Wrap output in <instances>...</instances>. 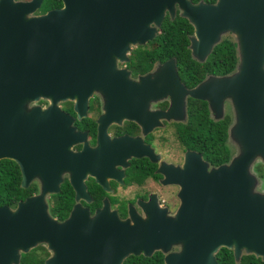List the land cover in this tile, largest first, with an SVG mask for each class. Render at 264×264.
<instances>
[{"label": "water", "instance_id": "water-1", "mask_svg": "<svg viewBox=\"0 0 264 264\" xmlns=\"http://www.w3.org/2000/svg\"><path fill=\"white\" fill-rule=\"evenodd\" d=\"M60 1L58 9L25 17L33 0H0V160L16 164L20 188L38 184L37 193L13 209L0 207V264H17L18 254L35 246L48 253L43 264H121L153 251L162 253L161 264H216L219 248L235 263L241 255L264 261V194L254 192L251 173L256 160L264 171V0ZM174 6L191 27L186 49L193 61L202 63L219 36L230 34L235 63L229 73L205 75L185 88L173 59L135 80L115 68L127 61L129 45L151 40L165 14L173 18ZM93 93L101 112L96 146L89 149L58 104L69 102L79 120ZM166 94L175 107L163 115L174 121L169 114L176 110L184 120L185 97L203 101L212 121L222 119L228 102L225 143L233 152L227 161L208 167L185 150L165 182L178 187L171 214L146 205L142 216L127 207L119 219L104 201L91 215L76 203L61 222L50 217L45 198L57 192L61 175L75 201L87 200V176L104 191L107 178L119 181L116 158L135 156L134 149L125 138L108 142L105 127L121 118L136 121L141 107ZM77 143L81 148L71 151Z\"/></svg>", "mask_w": 264, "mask_h": 264}, {"label": "flooded vegetation", "instance_id": "flooded-vegetation-1", "mask_svg": "<svg viewBox=\"0 0 264 264\" xmlns=\"http://www.w3.org/2000/svg\"><path fill=\"white\" fill-rule=\"evenodd\" d=\"M12 1L25 3L31 2L32 0ZM197 1L203 2L202 0H196L193 3ZM213 1L214 0H212V2ZM33 3L34 9L30 12L31 16H39L47 11L55 10L61 7L60 0H33ZM174 15H177V12H175ZM164 16L167 15L165 14ZM147 42L148 44L151 43V41ZM147 42H145L143 46H145ZM153 43L155 44V42H152V44ZM146 49L152 51L150 47ZM129 54L127 55V61ZM167 60L168 59L158 62L148 58L145 65L148 63V65L152 68L153 66L160 65ZM127 61L121 66L126 71H128V77H130V79H136L138 76H141L145 73V70H143L142 72H137L131 75L129 69L127 68ZM176 76L180 85H183L184 87V84L182 83V77H180L177 73ZM155 83L157 86H160L162 83L164 85L165 82L156 81ZM187 99L190 98L186 97L185 103ZM151 102L152 103L141 107V111H138L135 114L136 121L121 118L118 122L110 123L104 129V134L106 135L108 142L113 139L125 138L129 140V146L134 149L135 153V156H130L128 158H124L123 156L116 158L117 164L114 165L113 171L116 173V176L119 177V181H116V179L107 178V191L102 190V188L94 182L92 177L87 176L83 180L86 195L85 197L87 200L78 199L75 201L74 192L68 183L67 175H61L60 182L57 186V192L47 195L45 198L48 213L49 206L54 205V201L57 203L60 201L67 202L70 196V207L66 211L65 215L60 218L57 216L52 217L56 222H61L64 220L72 206L76 203L81 208L86 209L88 214L91 215L93 211L99 209L102 205V202L105 201L107 202L109 209L116 212V215L119 219L125 218L127 207H131L137 216H142L141 207L146 205H154L159 210H164L166 213H172L174 211L178 205V200L175 196L178 187L177 185L168 184L165 182L172 180L169 170H171L173 167H180L182 165V154L185 150H188L182 148V136L178 132V127L182 126V123L185 121V117L182 122V111L180 110H176L172 114H169L173 118H180V120L177 121L171 120L170 116L165 117L163 115L167 111L171 113L169 107H175L171 106L170 96L167 94L163 97H160L158 100ZM39 105L40 108H46L42 107L45 105L43 102H40ZM184 107H186V104H184ZM58 108L60 111L73 118L72 126L74 127L75 131L84 133V142L86 147L89 149L94 148L96 146V118L101 112L98 99L91 95V97L87 100V107L84 117L79 120L74 119L75 115L72 112V107L69 102L60 103ZM83 119H87V121H82ZM81 146V143L72 145L71 151L77 152ZM4 160L12 163L13 166H7L6 174L9 175L11 174V171H15L18 174L19 187L20 174L18 167L12 161L7 159ZM11 166L14 167V170L11 169ZM209 166L210 165H208V167ZM161 171H164L165 174H161ZM28 186H33L34 191L27 197L35 195L38 191L37 182L31 181L26 187ZM8 190L9 186L7 188V193ZM51 195L54 196L52 197ZM24 198L10 200L7 202V204H0V207L13 209L16 203L22 201ZM35 247H40L46 252L45 257L43 258L44 260L48 255L47 251L44 249V247ZM173 250L174 249H169L168 252H172ZM155 253L160 255V263L158 264H161L162 253L159 251H153L149 256H142L141 254L136 256L148 258ZM23 254L25 253L18 254L17 264H20L21 256Z\"/></svg>", "mask_w": 264, "mask_h": 264}, {"label": "trees", "instance_id": "trees-1", "mask_svg": "<svg viewBox=\"0 0 264 264\" xmlns=\"http://www.w3.org/2000/svg\"><path fill=\"white\" fill-rule=\"evenodd\" d=\"M196 0H190L194 2ZM204 3H211L212 0H202ZM191 27L183 18L174 15L172 19L164 16L159 23L157 33L151 39L152 51L147 50L146 45L137 46L131 51L127 61V68L131 75L142 72L143 63L148 58L161 62L165 59H173L176 73L182 77L184 87L191 88L198 83L205 75L219 76L229 73L235 63L233 43L230 38L223 37L212 47L210 53L202 63H197L189 57L186 49V36L190 34ZM152 42H155V44ZM148 64V63H147ZM185 107V121L178 127V132L182 136V148L198 153L201 159L210 166H217L227 161L230 156V149L225 143V130L229 121L227 114L222 119L212 121L203 101L187 99ZM69 107V106H68ZM82 121H87L83 119ZM81 121V122H82ZM8 165L11 162L0 160V204H7L10 200L22 199L34 191L33 186L24 189L18 187V174L11 171L6 174ZM13 166V165H12ZM11 166V167H12ZM14 170V167L11 168ZM254 170L261 174V167L256 165ZM9 190L7 193V188ZM52 197L54 195H51ZM70 196L67 202L54 201V205L49 206V216L63 217L70 207ZM46 252L35 247L21 256L20 264H43ZM216 264H264L259 258L252 255H241L238 262H234L231 252L224 248H219L214 254ZM160 255L155 253L148 258L127 256L121 264H158Z\"/></svg>", "mask_w": 264, "mask_h": 264}, {"label": "rangeland", "instance_id": "rangeland-1", "mask_svg": "<svg viewBox=\"0 0 264 264\" xmlns=\"http://www.w3.org/2000/svg\"><path fill=\"white\" fill-rule=\"evenodd\" d=\"M177 9H176V7L174 6V13L175 12H177L176 11ZM25 17H36V16H31V14L29 13V14H27ZM156 31H157V29H156ZM156 34V33H155ZM230 34L229 33H223V34H221L220 36H219V39L221 40V38H223V37H228V38H230L231 39V37L229 36ZM153 38V37H152ZM149 41H151V40H149ZM231 41H232V39H231ZM148 43V42H147ZM143 45L144 44H142V45H137V44H133V45H129L128 46V50H127V52L125 53V57H126V59H127V55L129 54V52L134 48V47H136V46H141V47H143ZM149 46L150 45H148V44H146V47L147 48H149ZM124 64V62H118V61H116L115 62V68L116 69H123V70H125L124 68H122V66L121 65H123ZM142 66H143V68H144V70H145V73L143 74V75H145V74H149V73H151L152 72V70L155 68V67H157L158 65H156V66H153L152 68L148 65V64H146L145 65V63H143L142 64ZM126 71V70H125ZM126 76L128 77L129 75H128V71H126ZM143 75H141V76H143ZM138 77H140V76H138ZM137 77V78H138ZM129 79H130V77H128ZM136 78V79H137ZM131 80H135V79H131ZM157 81H159V80H157ZM93 96H95L97 99H98V103H99V107H100V102H99V96L97 95V94H92ZM186 98V97H185ZM184 98V99H185ZM40 102H42V101H37L36 103H35V105H38V106H40L39 105V103ZM62 103H64V102H62ZM65 103H67V102H65ZM150 103H152L151 101H149L148 102V104H150ZM184 103H185V100H184ZM59 105V104H58ZM65 105V104H64ZM222 108H223V114L225 113V114H227L228 116H229V104H228V102H226V101H224L223 102V105H222ZM175 119V121H177V120H180V118H174ZM171 120H172V118H171ZM174 121V120H173ZM228 146V145H227ZM229 147V149H230V154H231V152H233V148H231L230 146H228ZM256 165H259L260 167L262 166V164L258 161V160H256V161H254L253 163H252V166H251V173H252V175H254V177L255 178H257L256 179V183H255V185H254V188H253V190H254V192H257V193H259V194H264V176H263V169H262V167H261V175L260 176H258V173L254 170V167L256 166ZM46 209H47V206H46ZM175 210V209H174ZM168 214H171V213H168ZM170 249H174L173 251H175L176 249L175 248H170Z\"/></svg>", "mask_w": 264, "mask_h": 264}]
</instances>
